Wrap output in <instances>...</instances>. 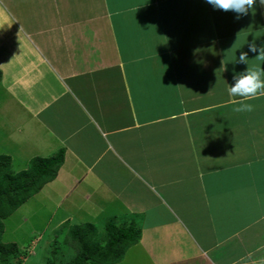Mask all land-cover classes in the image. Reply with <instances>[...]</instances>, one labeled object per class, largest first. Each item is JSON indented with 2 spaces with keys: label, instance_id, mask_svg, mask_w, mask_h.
Masks as SVG:
<instances>
[{
  "label": "crops",
  "instance_id": "0c3cea01",
  "mask_svg": "<svg viewBox=\"0 0 264 264\" xmlns=\"http://www.w3.org/2000/svg\"><path fill=\"white\" fill-rule=\"evenodd\" d=\"M252 41L259 3L236 19L207 0H0V141L26 164L64 150L31 197L59 223H134L116 264H264V96L238 112L228 94L264 67L237 62Z\"/></svg>",
  "mask_w": 264,
  "mask_h": 264
},
{
  "label": "trees",
  "instance_id": "16d2710c",
  "mask_svg": "<svg viewBox=\"0 0 264 264\" xmlns=\"http://www.w3.org/2000/svg\"><path fill=\"white\" fill-rule=\"evenodd\" d=\"M63 158V149L47 158L36 156L29 160L26 169L15 172L11 168V157L0 154V264H6L9 258L20 254L15 243L1 241L4 230L2 220L56 177ZM103 231L106 241L103 246H98L97 229L94 225L70 226L67 229V238L77 249L78 256L66 264H83L86 260L98 264H116L140 236L133 222L120 225L107 222L103 225Z\"/></svg>",
  "mask_w": 264,
  "mask_h": 264
},
{
  "label": "rangeland",
  "instance_id": "374dc122",
  "mask_svg": "<svg viewBox=\"0 0 264 264\" xmlns=\"http://www.w3.org/2000/svg\"><path fill=\"white\" fill-rule=\"evenodd\" d=\"M1 116L7 120L9 115L4 112ZM8 129L6 123L1 121L0 134L3 135L2 132ZM8 152L13 154L11 168L15 171L27 168L26 156L31 155L32 152L29 151L26 143L23 142L15 147L14 139L3 137L0 141V154L8 155ZM62 211L64 208L58 207L56 203L45 197H30L10 216L3 219L4 230L1 241L15 243L20 253L9 258L6 264H66L76 258L78 251L67 238V229L74 223L69 218L59 223L65 215ZM96 239L98 246H103L106 241L104 231L101 234L97 233ZM131 260L129 258L124 263L128 264ZM83 264L98 263L86 260Z\"/></svg>",
  "mask_w": 264,
  "mask_h": 264
},
{
  "label": "clouds",
  "instance_id": "9594fccd",
  "mask_svg": "<svg viewBox=\"0 0 264 264\" xmlns=\"http://www.w3.org/2000/svg\"><path fill=\"white\" fill-rule=\"evenodd\" d=\"M207 3L214 9L232 11L236 13V19L247 16L250 11L255 10L257 3L264 5V0H207ZM256 54V59L264 61V45H258L255 41L248 44V52H241L238 63L248 65V53ZM235 81L228 89L231 97H239L236 101L238 112L252 111L254 106L247 101L264 96V67H257L255 70H246L233 76Z\"/></svg>",
  "mask_w": 264,
  "mask_h": 264
}]
</instances>
